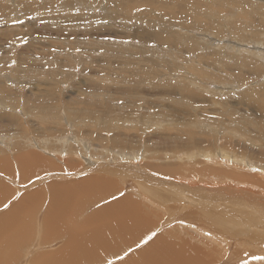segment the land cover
<instances>
[{
	"label": "rangeland",
	"instance_id": "374dc122",
	"mask_svg": "<svg viewBox=\"0 0 264 264\" xmlns=\"http://www.w3.org/2000/svg\"><path fill=\"white\" fill-rule=\"evenodd\" d=\"M0 138V264L58 259L61 182L133 218L99 264H264V0H0Z\"/></svg>",
	"mask_w": 264,
	"mask_h": 264
},
{
	"label": "bare ground",
	"instance_id": "6f19581e",
	"mask_svg": "<svg viewBox=\"0 0 264 264\" xmlns=\"http://www.w3.org/2000/svg\"><path fill=\"white\" fill-rule=\"evenodd\" d=\"M125 6V5H124ZM127 6V5H126ZM127 8H129V7H127ZM126 8V9H127ZM131 10V9H130ZM129 12V11H128ZM1 139V138H0ZM17 144V143H16ZM19 144V143H18ZM20 144H21V142H20ZM14 147V146H13ZM20 147V146H19ZM252 149V148H251ZM259 150H261V148L259 149ZM258 150V152L260 153V156L262 155V154H264V151H259ZM226 152V151H225ZM254 154H255V152H256V150L255 151H252ZM214 153V152H213ZM197 154H199V153H197ZM223 154V153H222ZM252 154V153H251ZM224 155V154H223ZM226 155V154H225ZM230 155V154H229ZM133 156V155H132ZM26 157V156H25ZM227 157V156H226ZM262 157L264 158V155H262ZM27 158V157H26ZM136 158V157H135ZM178 159H181V158H178ZM22 160V159H21ZM31 160V159H30ZM173 160H175V159H172V162H173ZM5 162V161H4ZM30 162V161H29ZM159 162V161H158ZM20 163V162H19ZM19 163H18V165H19ZM22 163V162H21ZM163 163H164V161H163ZM173 163H175L176 164V162H173ZM125 164V163H124ZM127 164H129V163H127ZM154 165V164H153ZM158 165H160V164H158ZM162 165V164H161ZM164 166H160V168H158L159 166H157V169H159V170H156L155 169V171H158V173L160 174V173H162V174H168V175H170V174H172V171H173V168H172V171H170L169 169H168V167H170V169H171V167L173 166L174 167V165L172 164L171 166H169L167 163H164L163 164ZM179 165V164H178ZM178 165H176V166H178ZM127 166L128 165H125V170L127 169ZM156 166V165H155ZM175 166V167H176ZM20 167H22V166H20ZM114 167V166H113ZM129 167V166H128ZM130 167H131V165H130ZM129 167V169L128 170H126L127 172H130L129 170L131 169ZM25 168V167H24ZM27 168H29V167H27ZM135 168V167H134ZM256 168L258 169V171L260 172V174L262 175V174H264V167L262 166V165H257L256 166ZM20 169V168H19ZM30 169V168H29ZM35 169V168H34ZM124 168L122 167V170H123ZM151 169V168H150ZM131 170H134V169H131ZM135 170H137V169H135ZM140 170V169H139ZM152 170V169H151ZM178 170V169H177ZM136 172H138V171H136ZM179 172V171H178ZM177 172V173H178ZM131 173V172H130ZM181 173V172H180ZM188 173V172H187ZM184 174V173H183ZM186 174V173H185ZM23 175V174H22ZM85 175V174H84ZM146 175V174H145ZM142 176H143V174H142ZM171 176H173V175H171ZM170 176V177H171ZM144 177V176H143ZM146 177V176H145ZM147 177H149V176H147ZM22 178H23V176H22ZM172 178V177H171ZM175 178V177H174ZM134 179V178H133ZM146 179V178H145ZM145 179H143V180H145ZM149 179V178H148ZM148 179H146V181L148 180ZM155 179H156V177H155ZM156 181V180H155ZM148 182V181H147ZM163 183H165L166 181H162ZM161 182V183H162ZM169 182V181H168ZM170 183V182H169ZM63 184V185H62ZM73 184L74 183H72V185H69L68 183H62L61 182V184H54V186H53V189H57L58 191H53L54 192V194L53 195H51V204H49V205H53L54 203H63L64 204V206L63 205H61L62 207H60V212L57 214V216H59V219H60V222H58L57 224H55V225H53L54 223H52V228H54V229H52V236L51 237H55V235L56 234H59V233H61L62 235H66V237H67V243H66V246H65V248H60L59 250H58V253H57V251H56V253H57V255H58V259L56 260V258H55V261H52L50 264H57V263H61V264H79L80 263V261H81V259H85V257H87V256H85V254H87V255H89V254H91L92 256H94V254L96 255V254H99V252L101 251H103V252H105V251H107V252H111V250L114 248V240H115V237H116V234H118V233H120L123 237H125L124 235H123V233L125 232V230H127V229H129L131 226H130V220L131 219H133V218H131L130 220H129V218L127 217L126 219L125 218H123L122 217V219H117L118 220V222H115V225H114V222H110V221H117V220H114V219H111V218H109L111 215H112V213H115V214H113L114 216L113 217H115L116 216V214H119V213H122V209L120 208V211H113V212H111V213H109L108 212V215H107V221H105V222H101V223H99V221H97L98 223H96V222H94V218L96 217V216H98L99 215V213L98 212H94V213H91V215H88V216H82L81 215V212L79 211V209H82V208H85L86 206H87V200L89 201V203L90 202H92V201H95L94 200V194H86L85 195V193H87L86 191L84 192V190L83 189H79L78 188V186L77 187H75V185L73 186ZM170 185V184H169ZM172 185V184H171ZM73 186V187H72ZM88 186H90V185H88ZM164 186V185H163ZM174 186V185H173ZM3 187V186H2ZM166 187V186H165ZM164 187V188H165ZM171 187V186H170ZM89 188H91L92 189V187L90 186ZM168 188V187H167ZM88 188H86V190H87ZM170 190H172L171 188H170ZM204 190V189H203ZM2 191V189L0 188V192ZM80 191V192H79ZM88 191V190H87ZM97 191V190H96ZM140 191V190H139ZM205 191V190H204ZM208 191V190H207ZM213 191V190H212ZM217 191V190H216ZM219 192L221 191V190H218ZM81 192H84V195H83V197H81V199H80V197L79 196H82L81 195ZM90 192V191H89ZM88 192V193H89ZM198 192V191H197ZM91 193V192H90ZM163 193V192H162ZM216 193V192H215ZM160 194V193H159ZM217 194V193H216ZM94 195V196H93ZM219 195H220V193H219ZM225 196H226V194H224ZM227 195H229V194H227ZM53 196V197H52ZM198 196V195H197ZM199 196H201V195H199ZM216 196V195H215ZM222 196V195H221ZM230 196V195H229ZM218 197V196H217ZM216 197V198H217ZM227 197V196H226ZM231 197V196H230ZM242 197V199L243 200H245V201H247L248 200V198H250V196H248V195H242L241 196ZM91 198V199H90ZM228 198V197H227ZM22 199H24L25 200V198H22ZM22 199H20V200H22ZM103 199H104V197H103ZM128 199V198H127ZM192 199V198H191ZM221 199V198H220ZM229 199V198H228ZM24 200H22V201H20L19 203H21L20 205H19V207L22 205V203H24ZM211 200V199H210ZM26 201V200H25ZM75 201H77V203L76 204H74V202ZM139 201V200H138ZM107 202V201H106ZM26 203H27V201H26ZM114 202H112V204H113ZM124 204V203H123ZM17 205V204H16ZM24 205V204H23ZM107 205V204H106ZM115 205H116V202H115ZM125 205V204H124ZM14 206V205H13ZM12 206V207H13ZM18 206V205H17ZM26 206V205H25ZM59 206V205H58ZM117 206V205H116ZM251 206L252 207H258V209H260V213L259 212H257V211H255L253 208H251ZM250 206V209H253V211H255V212H257L256 214H259V215H262V214H264V200L263 199H256V202L254 203V204H252ZM101 207V206H100ZM112 207V206H111ZM111 207H108L107 206V210L109 209V208H111ZM256 207V208H257ZM55 208V207H54ZM98 208V207H97ZM127 208V207H126ZM16 209V208H15ZM113 209V208H112ZM128 209V208H127ZM126 209V210H127ZM22 210V209H21ZM26 209H24V211H25ZM49 210V209H48ZM52 210V209H51ZM51 210H49L48 212L50 213L51 212ZM106 210V211H107ZM131 210V209H130ZM23 211V210H22ZM29 211V210H28ZM54 211V210H53ZM56 211H58L57 209H56ZM100 211V210H99ZM103 211V209H101V212ZM123 212H124V210H123ZM254 212V213H255ZM56 213V212H55ZM9 214V213H8ZM17 214V213H16ZM16 214H12L13 216H11V214L10 215H8V218L10 219V216L11 217H14V216H16ZM24 214V213H23ZM23 214H17L18 216L20 215V216H22ZM54 215V213H51V215ZM102 214V213H101ZM128 214H129V211H128ZM133 213L131 212V215H132ZM6 215V214H5ZM27 215V214H26ZM126 215V214H125ZM134 215V214H133ZM132 215V216H133ZM18 216H16V217H18ZM82 216V217H81ZM112 217V216H111ZM15 218V217H14ZM57 218V217H56ZM29 219H31V218H29ZM53 219V218H52ZM187 219V218H186ZM11 220V219H10ZM20 219L18 218L17 219V222H19V223H21V222H23V221H19ZM53 220H55V219H53ZM6 219H4V222H2V223H4V224H7L6 222L8 221H6ZM13 221H14V219H13ZM15 221H16V219H15ZM59 221V220H58ZM104 221V220H103ZM133 221V220H132ZM17 222H15L17 225H19ZM48 222H49V220H48ZM51 222V221H50ZM49 222V223H50ZM8 223H9V221H8ZM11 223V222H10ZM13 223V222H12ZM22 225H19L18 227H23V225H24V223H21ZM14 225V224H13ZM12 225V226H13ZM132 225V224H131ZM7 226V225H6ZM15 227H16V225H14ZM13 226V227H14ZM9 227H11L10 225L7 227V229L9 228ZM20 227V228H21ZM12 228V227H11ZM58 230H57V229ZM13 229V228H12ZM9 230V229H8ZM11 230V229H10ZM58 231L59 233H56V232H54V231ZM83 230V231H82ZM139 230V229H138ZM13 231V232H12ZM80 231H82V232H80ZM11 233V236L9 237V241H8V243H10L13 247L16 245L17 246V244L19 243V241H20V237L21 236H19V235H17L16 233L17 232H15V229H13V230H11L10 231ZM87 233V234H84L83 236H82V234L83 233ZM142 232V231H141ZM15 233V234H14ZM120 234H118V236H120ZM121 236V237H122ZM1 237H2V233H0V239H1ZM27 237H28V235H27ZM162 238V237H161ZM170 238V237H169ZM172 238V237H171ZM181 238V237H180ZM49 240L50 239H52V238H48ZM59 239V238H58ZM120 239H122V238H120ZM127 240V239H126ZM162 240V239H161ZM116 241V240H115ZM164 241V240H163ZM165 241H166V239H165ZM168 241V240H167ZM50 242V241H49ZM1 241H0V245H1ZM17 243V244H16ZM166 244H168V243H166ZM15 246V247H16ZM169 247V245H165V247ZM5 248H7V246H5ZM169 248H171V246L169 247ZM179 248H180V246H179ZM99 249H100V251H99ZM160 249V248H159ZM164 249H166V248H164ZM256 249V248H255ZM15 250H16V248H15ZM172 250V249H171ZM171 250H170V252L169 251H167L166 250V253L164 252V255H159V254H157L156 255V257H155V260L156 261H161V260H165V258H166V256L169 258V256L171 255L170 253H171ZM183 250V249H182ZM99 251V252H98ZM148 252V251H147ZM146 252V253H147ZM152 252V251H151ZM36 253V252H35ZM153 253V252H152ZM169 253V254H168ZM174 253V252H173ZM172 253V254H173ZM2 254H3V249L1 248V246H0V262H1V256H2ZM148 254V253H147ZM150 254V253H149ZM148 254V255H149ZM154 254V253H153ZM152 254V255H153ZM263 254V253H262ZM55 255V254H54ZM147 255V256H148ZM155 256V255H154ZM154 256H153V258H154ZM41 257H45V256H41ZM51 257V256H50ZM150 258H151V254H150V256H149ZM52 258V257H51ZM54 258V257H53ZM96 258V257H95ZM99 258H100V254L99 255H97V258L95 259V260H93L92 262L94 263V264H99ZM39 259V258H38ZM80 259V260H79ZM147 259H148V257H147ZM43 260V259H42ZM49 260V259H48ZM167 260H169V259H167ZM167 260H166V263H167ZM40 261V260H39ZM50 261V260H49ZM127 261H129L130 262V260H127ZM126 261V262H127ZM148 261V260H147ZM152 261H154V260H152ZM37 262H38V260H37ZM43 262H44V260H43ZM46 262H48V261H46ZM70 262V263H69ZM82 262V261H81ZM83 263V262H82ZM31 264H36V261H32V263ZM38 264H39V262H38ZM91 264V263H90ZM122 264H124V263H122ZM149 264V263H148ZM153 264V263H152Z\"/></svg>",
	"mask_w": 264,
	"mask_h": 264
}]
</instances>
